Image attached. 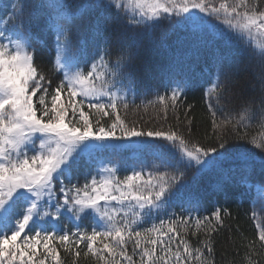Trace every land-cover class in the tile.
Here are the masks:
<instances>
[{"label":"snow or ice","instance_id":"6c2138e0","mask_svg":"<svg viewBox=\"0 0 264 264\" xmlns=\"http://www.w3.org/2000/svg\"><path fill=\"white\" fill-rule=\"evenodd\" d=\"M204 17L221 23L259 69L258 89L251 85L258 95H245L239 71L228 66L231 57L221 54L214 56L207 73L201 70L198 81L214 144L186 139L171 127H129L119 115L121 105L128 108L120 89L129 90L134 80L137 51L163 46L167 33L153 35L162 20L169 21L170 31L187 29L193 43L207 39ZM45 34L54 44L50 70L61 76L51 93L52 81L35 64L36 49L48 43ZM192 83L177 82L170 94L157 95L165 113L169 103L175 110ZM257 105L264 119V8L258 9L256 0H7L0 12V264H47L48 257L61 264L52 241L77 248L86 241L84 255L91 254L99 264H215L212 234L223 224L222 212L193 217L200 205L194 189L201 176L216 175L214 190L222 191L230 157L239 166L255 167L256 153L229 147L225 129L247 127L245 121L255 116ZM85 107L100 114L98 127ZM220 113H225L223 118H218ZM110 116L115 117L111 124L100 123ZM249 143L264 152V134ZM120 152L159 153L160 168L143 179V167H133L119 179L118 169L101 163L95 175L85 174L82 186L71 184L86 158ZM259 164L264 168V155ZM192 169L186 181V171ZM178 197L188 203V208L180 205L188 215L160 216L158 224L142 227ZM85 219L92 222L90 232L80 227ZM252 219L257 237L249 242V253L257 254L258 240L264 254V223L254 208ZM192 220V235H205L195 247L185 238ZM61 221L74 231L61 232ZM98 241L102 247L95 246ZM251 255L245 256L247 264H253Z\"/></svg>","mask_w":264,"mask_h":264},{"label":"trees","instance_id":"16d2710c","mask_svg":"<svg viewBox=\"0 0 264 264\" xmlns=\"http://www.w3.org/2000/svg\"><path fill=\"white\" fill-rule=\"evenodd\" d=\"M217 4L219 0H216ZM258 9L264 8V0H256ZM3 7H0L2 12ZM169 21H161L158 23L154 30L153 35L156 38H160L167 33L166 38L163 41V46L156 47H141L136 54L134 65L135 75L134 80L129 84V93L131 94L133 101L128 103V108L124 109L121 105L119 108V115L127 122L129 127L137 126L140 129L148 130H168L171 127L173 130H179L186 139L198 141L201 144L207 146L215 143V135L213 131L211 115L207 110V103L203 98V90L201 89L198 80L194 81L190 86L188 92L184 97L180 98L177 102L175 110L169 107L167 112L161 108L157 103V95H164L168 78L173 76L171 71L172 57L176 60H180L177 51V44L182 32L177 29L175 31L169 30ZM53 38L45 34L44 40L48 43L45 45L43 42L36 49L35 64L38 69L46 76V79L51 80L52 84L49 87V92L59 83L61 78L60 74L50 70V60L53 59L51 55L52 46L50 42ZM199 50L196 49L194 56L192 54L187 56L192 57L190 62L195 64L201 62L206 72L211 67L214 56L226 54L231 57V63L228 65L232 71H239V81L241 85H244V93L246 96L258 95L252 91L251 85L256 84L257 89L259 87L255 80V74L259 69L250 64L248 57L243 54L239 41L236 42V46L229 47L225 43L217 42L204 44ZM205 47V48H204ZM199 55L196 56L197 52ZM110 59L114 62L116 59V52L113 50V54ZM203 67H196L201 73L204 71ZM48 86V85H45ZM40 93H37V97ZM34 97V100L37 99ZM50 99V97L48 98ZM62 102L68 103L67 96L62 95ZM37 108L39 105L37 104ZM86 114L89 115L93 122L94 128L98 127L95 121L100 114H94L89 112L87 107L84 108ZM232 112V108L228 109ZM187 112V117L185 113ZM255 116L251 121H245L247 127H238L233 130L231 125L226 129V136L229 137L228 146L235 151L243 153L245 150L256 153V165L252 166H239L234 160L229 158V163L226 165V172L230 175L225 176V183L222 191L214 190V186L217 183L218 177L216 175H204L198 180L197 187L194 189L195 193L200 197V205L198 209L192 212V216L199 215L201 218L204 216H211L212 212L216 209H220L222 212L221 219L223 221L222 226H217V231L213 232V247H214V259L215 264H247L245 260L246 254H249L248 244L252 240H256L257 232L255 228V222L252 219L253 208L259 217L260 221L264 223V168L260 167L259 157L264 155L259 149H256L249 140L255 136L258 139L264 134V119L261 118L259 106L253 107ZM72 113L69 110V117ZM166 115V119L164 118ZM225 113H220L218 118H223ZM78 119V113L77 117ZM178 118V119H177ZM191 121L189 122V119ZM114 116L103 117L100 123L107 126L114 120ZM243 137V138H237ZM130 152L120 153H105L102 156L106 157L104 160L112 163L103 162L108 166H113V163H117L115 168L120 166L126 168L127 174L131 173L133 167L139 169L143 167L145 175L143 179H147V173L149 171H156L160 168V159L153 154L140 155L138 159H130L128 154ZM90 159H87L82 167L73 173L71 184H81L84 176V166L91 163ZM194 169L187 170L185 174V180H190L193 176ZM124 171H120V178L123 179ZM123 177V178H122ZM65 183H68L67 180ZM58 188V185H57ZM256 189L262 191L260 196ZM59 195V193H58ZM184 203V207L188 208L189 205L182 197H178L173 201L174 207L178 214L185 215L186 212L182 211L180 205ZM83 225H87L89 229L92 227L90 219L82 221ZM196 230L194 220L190 221V227L186 239L195 247L198 246L199 241L205 238L204 232H197L196 236L192 235V232ZM178 242V241H177ZM86 241L81 242L77 248L75 244L70 243L67 245L58 243L56 241L50 242V246L57 249L61 258V264H99L89 254L87 257L84 253L87 251ZM96 247H102V244L98 241ZM131 252V245L128 248ZM41 256L44 254V250L41 247L39 249ZM79 251L80 256L76 257L75 252ZM254 255H251L253 264H264V254L259 252V241L257 240V249ZM105 255H107L105 253ZM47 264H54L51 257H48Z\"/></svg>","mask_w":264,"mask_h":264},{"label":"rangeland","instance_id":"374dc122","mask_svg":"<svg viewBox=\"0 0 264 264\" xmlns=\"http://www.w3.org/2000/svg\"><path fill=\"white\" fill-rule=\"evenodd\" d=\"M73 2H74V0H73ZM176 19H179L178 17H175ZM204 19L205 20H207L208 21V23L206 24V25H203L202 27L204 28V29H206V36H209L208 38H207V41H210L212 38H214L213 40H216L217 38H220L221 37V39H218V41H223V37H222V35H228V34H230L229 32H228V30L221 24V23H219L218 21H216V20H214V19H212V18H209V17H204ZM231 35V34H230ZM223 38V39H222ZM185 39V38H184ZM228 44V43H227ZM178 52H180L182 55H180V57H182V58H185L184 59V63L182 64V65H184L183 67H180L179 69H178V67H177V65H175V67H174V69L172 70V71H174V74H175V78H173V79H171V80H174V79H177V80H179V82L180 81H188V80H191L192 81V79H194V77H196V75H195V72H197V73H199V71H198V69L197 68H195V67H193V66H191L193 63L192 62H190L192 59H190V58H192V57H187V56H189V55H191V54H193L195 51H196V48H195V46H193V45H186V44H184V43H182V44H178ZM181 65V66H182ZM171 80H169V81H171ZM175 85H176V83H172L171 85H170V87H169V89H171V88H173V87H175ZM132 157H135V158H137L138 157V154H136V153H132L130 156H129V158L131 159ZM88 159H90V158H88ZM107 162V163H112V162H108V161H106V160H104V159H101L100 157L99 158H95L94 159V162H95V166L93 167V168H84V170H85V172H84V176H83V181H82V183L80 184V186H82L83 185V183L85 182V174L86 173H88V172H92V174L93 175H95L96 174V172H95V170L98 168V166L101 164V163H103V162ZM116 164L117 163H113V167H115L116 166ZM124 171V176L127 174V172H126V168H123V167H119L118 168V172H117V177L118 178H120V171ZM131 174V173H130ZM123 176V177H124ZM122 177V178H123ZM89 179H90V177H89ZM259 195H260V191H259ZM169 215H175V216H180V214H178V212L176 211V209H175V207H174V204H172V206L170 207V208H167L166 210H162L160 213H159V215L158 216H154L153 218H152V220L148 223V224H146V225H143L142 227H150L151 226V223H159V217L160 216H163V217H165V218H167ZM186 215H188V213L187 214H185V216ZM191 215H192V213H191ZM80 223V227H81V229L82 230H88L89 232L91 231V229H89L88 228V226L85 224V225H83L82 224V222H79ZM60 230H61V232H63L65 229L67 230V231H69V232H72V231H74V229H73V227H72V225L71 224H69V223H67V222H65V221H61L60 222ZM45 227H47V225H45ZM22 242V241H21Z\"/></svg>","mask_w":264,"mask_h":264}]
</instances>
